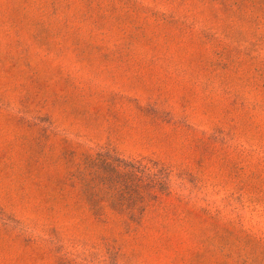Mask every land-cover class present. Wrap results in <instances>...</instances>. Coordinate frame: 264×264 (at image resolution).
Instances as JSON below:
<instances>
[{"label":"rangeland","instance_id":"rangeland-1","mask_svg":"<svg viewBox=\"0 0 264 264\" xmlns=\"http://www.w3.org/2000/svg\"><path fill=\"white\" fill-rule=\"evenodd\" d=\"M0 264H264V0H0Z\"/></svg>","mask_w":264,"mask_h":264}]
</instances>
